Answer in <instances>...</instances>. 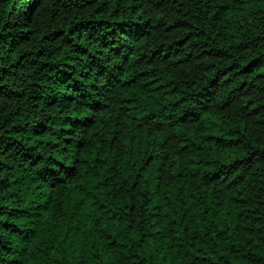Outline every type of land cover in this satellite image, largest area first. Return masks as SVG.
<instances>
[{
    "label": "trees",
    "instance_id": "1",
    "mask_svg": "<svg viewBox=\"0 0 264 264\" xmlns=\"http://www.w3.org/2000/svg\"><path fill=\"white\" fill-rule=\"evenodd\" d=\"M0 264H264V0H0Z\"/></svg>",
    "mask_w": 264,
    "mask_h": 264
}]
</instances>
